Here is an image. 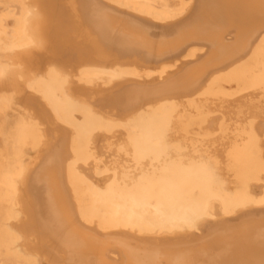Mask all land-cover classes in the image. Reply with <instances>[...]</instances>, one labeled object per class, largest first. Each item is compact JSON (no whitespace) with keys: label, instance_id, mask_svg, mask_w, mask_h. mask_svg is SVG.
Instances as JSON below:
<instances>
[{"label":"bare ground","instance_id":"bare-ground-1","mask_svg":"<svg viewBox=\"0 0 264 264\" xmlns=\"http://www.w3.org/2000/svg\"><path fill=\"white\" fill-rule=\"evenodd\" d=\"M87 1L136 41L92 14L84 26L78 0L66 40L57 0H0V264L51 262L32 226L56 157L97 236L189 243L243 227L258 242L243 257H264V0Z\"/></svg>","mask_w":264,"mask_h":264},{"label":"rangeland","instance_id":"rangeland-1","mask_svg":"<svg viewBox=\"0 0 264 264\" xmlns=\"http://www.w3.org/2000/svg\"><path fill=\"white\" fill-rule=\"evenodd\" d=\"M65 2L66 0H57L55 17H51L52 27L57 28L56 37L60 40L74 35L75 23L73 24L74 20L69 16ZM78 3L80 19L84 26L88 27L85 14H92V20L99 22L97 26L106 30L105 35L110 39L120 37L126 45L136 41L132 39L131 33L138 32H134L136 30L133 26L123 18L113 15L109 17L110 14L102 17L87 0H78ZM90 26L92 25L89 24V29ZM116 28L120 31H115ZM60 51L68 52L64 47ZM199 65H192L190 69H196ZM194 77H198V73H189L184 80L188 82L187 79ZM144 99L146 103L148 97ZM58 160L59 157H56L44 166L43 174L48 180H42L40 195H35V199L33 197L36 206L32 228L50 254L51 262L48 264H264V257H243L245 251L254 250L251 249L250 243L253 245L256 242L254 244L258 245L250 236L253 232L243 227L221 229L217 231L216 238H204L189 243L171 240L155 243L134 238L97 236L76 221L70 197L63 187V180L57 176ZM49 214L52 216L49 217ZM247 235L249 236L245 238ZM261 243H264V239Z\"/></svg>","mask_w":264,"mask_h":264}]
</instances>
